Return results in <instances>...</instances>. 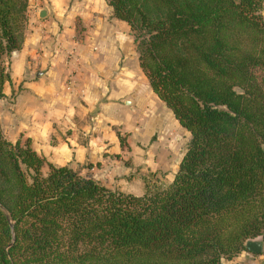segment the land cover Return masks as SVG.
Returning a JSON list of instances; mask_svg holds the SVG:
<instances>
[{
    "label": "trees",
    "instance_id": "obj_1",
    "mask_svg": "<svg viewBox=\"0 0 264 264\" xmlns=\"http://www.w3.org/2000/svg\"><path fill=\"white\" fill-rule=\"evenodd\" d=\"M263 2L106 0L189 133L185 150L170 182L144 178L136 195L52 165L0 127V264H220L264 240ZM26 6L0 0V98Z\"/></svg>",
    "mask_w": 264,
    "mask_h": 264
},
{
    "label": "crops",
    "instance_id": "obj_2",
    "mask_svg": "<svg viewBox=\"0 0 264 264\" xmlns=\"http://www.w3.org/2000/svg\"><path fill=\"white\" fill-rule=\"evenodd\" d=\"M40 9H45L42 18ZM260 13L264 20V2ZM130 35L127 23L111 16L106 0H27L20 47L4 56L10 70L3 97L12 93L0 103L5 137L11 142L28 139L52 165L75 169L87 163L102 173L104 186L141 194L142 186L132 192L118 187L120 180L109 179L125 172L113 156L120 146L109 126L127 132L126 126L142 117L144 128L154 130L165 147L161 154L172 151L171 139L184 128L148 89ZM139 80L144 83L138 85ZM146 106L149 114L143 113ZM130 140L127 136L129 146ZM131 148L135 152L139 147ZM254 241L260 243L259 252L241 250L220 264H264V240Z\"/></svg>",
    "mask_w": 264,
    "mask_h": 264
},
{
    "label": "rangeland",
    "instance_id": "obj_3",
    "mask_svg": "<svg viewBox=\"0 0 264 264\" xmlns=\"http://www.w3.org/2000/svg\"><path fill=\"white\" fill-rule=\"evenodd\" d=\"M130 40L132 49L135 52V46H133L134 44L131 35ZM3 62L9 72V58H3ZM69 76L71 75H68V77ZM137 83L138 85H142L144 82L139 80ZM7 93H10L9 90H7ZM11 96L12 93L7 97L0 98L1 105L4 104V100H9ZM163 109H165L164 106L162 107V110ZM148 110L149 109H147L146 106L143 113L149 114ZM149 120H151V118H149L148 121ZM144 122L145 121H142V117L135 118L131 121L130 126H126L127 132H125L121 126H109V129H111L115 134L118 133L120 136L121 144L117 138L120 151L116 155L113 154V156L119 161L122 168L125 170L123 173L118 172L116 174L109 175V179L111 178L112 181L120 180L118 182V187L122 186L132 192L138 191L141 186L144 189V178L150 181H158L163 184L170 182L189 139V133H187L184 129L179 130L175 134V136H177L176 139H171V142L169 143V146H172V151H169L166 148L167 152L165 154H161L162 148L165 147L163 144L161 145L160 139H158V134L154 130L150 129L148 125V128H144V125H142ZM127 136H130L131 138L130 146L127 142ZM131 146H137L139 148H136L135 152H133ZM86 164L87 163L83 164V168L76 167L75 169L82 176L86 175L91 177L90 173H93L97 177L93 179L100 182L99 178H104L102 173H99L94 169L90 170V167H86Z\"/></svg>",
    "mask_w": 264,
    "mask_h": 264
},
{
    "label": "water",
    "instance_id": "obj_4",
    "mask_svg": "<svg viewBox=\"0 0 264 264\" xmlns=\"http://www.w3.org/2000/svg\"><path fill=\"white\" fill-rule=\"evenodd\" d=\"M44 14H45V9H40L38 11V17L39 18H42L44 16ZM245 246H246L247 250H249V251H252V252H259L260 251V243L257 241H248Z\"/></svg>",
    "mask_w": 264,
    "mask_h": 264
},
{
    "label": "built area",
    "instance_id": "obj_5",
    "mask_svg": "<svg viewBox=\"0 0 264 264\" xmlns=\"http://www.w3.org/2000/svg\"><path fill=\"white\" fill-rule=\"evenodd\" d=\"M71 83H72V79H71V76H69L66 80V84H67L66 86L69 87Z\"/></svg>",
    "mask_w": 264,
    "mask_h": 264
}]
</instances>
